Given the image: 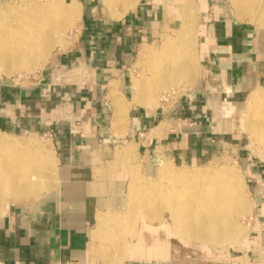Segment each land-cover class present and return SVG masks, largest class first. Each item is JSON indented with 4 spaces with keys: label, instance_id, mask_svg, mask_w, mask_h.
Listing matches in <instances>:
<instances>
[{
    "label": "crops",
    "instance_id": "0c3cea01",
    "mask_svg": "<svg viewBox=\"0 0 264 264\" xmlns=\"http://www.w3.org/2000/svg\"><path fill=\"white\" fill-rule=\"evenodd\" d=\"M157 9L148 3L104 23L92 11L78 43L57 54L48 77H38L39 86L49 76L77 86L78 80L83 84L86 76L93 78L96 90L108 89L104 96H87L95 109L78 111L70 121L56 120L31 110L36 99L42 100L37 87L15 94L0 85V131H44L52 137L57 157L54 187L33 201L9 202L0 214V264H193L169 258L167 227L154 228L148 219L138 226L137 207L131 206L132 168L139 167L147 181L166 161L192 167L216 158L222 145L205 118L216 100L240 103L248 92L264 86V30L208 12L202 89H196L191 101L164 110L133 104L123 126L110 93L116 87L126 106L135 102L133 63L137 49L158 37ZM114 214L124 222L117 231L110 228V236L121 243L118 255L114 251L120 243H109L101 227V220Z\"/></svg>",
    "mask_w": 264,
    "mask_h": 264
},
{
    "label": "bare ground",
    "instance_id": "6f19581e",
    "mask_svg": "<svg viewBox=\"0 0 264 264\" xmlns=\"http://www.w3.org/2000/svg\"><path fill=\"white\" fill-rule=\"evenodd\" d=\"M102 2L111 10L115 9L116 4L122 3L125 6L123 8L129 11L140 0ZM230 2L239 18L248 16L253 23L264 24V0ZM193 5L190 1L187 6L180 7L184 19L181 18L183 22L176 36L169 37L161 46L160 52L148 47L147 54L145 53V65L153 75L149 85L154 90L159 88L168 91V94L174 90L173 86L193 81L197 40L192 22H188L186 17L193 10ZM0 9L4 11L0 14V75L6 77L22 69L31 70L36 65L33 63L35 58L37 63L45 62L54 47L64 45L63 31L69 24L80 19L83 12L79 0H72L70 3L66 0H27L19 4L8 3L0 6ZM155 93L152 92L149 101L157 103ZM110 96L118 105L120 122L127 113V106L119 100L116 87ZM247 104L245 125L259 141H264V91L254 90L249 95ZM10 137L0 131V211L3 197L8 194L16 202H22L39 198L43 191H50L55 185L54 153L41 148L35 138ZM165 163L161 167L160 179L145 190L147 194L153 198L160 197L174 223L190 241L213 245L229 241L233 243L236 239H233V232L231 234L230 230L239 227L237 217L251 213L250 202L244 194L242 172L235 166H212L208 169L185 168L184 172L175 174L173 171L176 168L169 162ZM136 173L138 175L137 171ZM133 179L130 190L134 197V193L139 188L144 191V187L140 186L136 177ZM165 180L168 187H163ZM8 204L9 202L7 206ZM154 209L153 218L160 217L157 214L159 208ZM120 217L114 214L100 219L101 227L106 232L105 239L114 238L110 236L112 226H123L124 222ZM118 262L114 264H119Z\"/></svg>",
    "mask_w": 264,
    "mask_h": 264
},
{
    "label": "rangeland",
    "instance_id": "374dc122",
    "mask_svg": "<svg viewBox=\"0 0 264 264\" xmlns=\"http://www.w3.org/2000/svg\"><path fill=\"white\" fill-rule=\"evenodd\" d=\"M23 1L27 0H0V6L8 3L19 4ZM37 1L44 2L47 0ZM71 1L72 0H66L67 3H70ZM79 1L83 11L82 17L76 20L74 24H69L63 31L65 41L63 46L54 47L47 60L42 64H40V62L37 63V58H35L33 61L34 64L36 63L33 67L34 69L19 70V72L16 71L10 77H6L3 74L0 75V85H4L7 88H13L15 90V94L18 89H28L30 87H37V92L40 90L42 100L39 101L36 99L31 107V110L35 107V113L37 115L42 111V115L48 114L50 117H55L56 120H67L69 118L68 121H70V117L73 118L79 116L77 113L78 111L96 108V103H91V105L89 101V97L91 98L92 94L97 93L104 96L108 92L107 88L103 91H100V89L96 90L95 80L87 76L85 78V83L82 84V80H78L77 83L80 86H77L74 85L73 82L63 84L66 80H62L60 82L54 81L51 79V76L47 78L48 76L45 74L49 71L51 62L57 54L67 52L78 43V37L85 23V18L89 17L94 10H96V17L100 18L103 23L104 21L114 22L117 19H121L125 14H130L140 7H145L148 3H152V5L158 8L157 11H159L158 18L159 20L161 19V23L159 25L158 37L142 44L137 49L135 55L131 74V83L134 91L133 98H135V102H127L128 111L124 114V117L120 119V121L122 120L121 123H123V126L127 124L129 109L133 104L148 107L151 111L156 109L162 110L163 106L169 107L175 103H179L180 101L192 99L193 93L196 89H202L204 84L203 79L207 76V74H205V58L201 53L203 43L202 34L205 31V21L207 19L208 12L213 13L215 11L217 12V15L221 12L234 21L247 23L251 26L259 28L260 30H264V24L261 25L260 23H253L248 16L239 18L230 0H140L139 4L129 11H126L127 9L123 8L125 6H123L122 3L116 4L115 9L111 10L103 4L102 0ZM190 1L194 4L193 10L189 16L186 15V17L188 22H192L193 31L197 40L195 52L196 68L193 81H191L190 84L182 82L179 85L173 86L175 87L174 90L178 91L179 94L176 95L173 100L163 104L161 102V97L164 94H167L168 91H162L159 90V88L154 90L153 87L149 85V81H151V77L153 78V75L145 65V53L147 52L148 47L154 49V51L160 52V49H162L161 46H163L164 42L169 37L176 36L184 19V15L180 7H183V5L187 6ZM188 12H190V10L187 11L186 14ZM1 13H4V11L0 9V14ZM42 74L47 76V80L42 82V85L40 84L41 86H39L38 77ZM67 84L69 86H65ZM257 89L264 91V86L258 87L254 90ZM254 90L248 92L240 103H227L225 99H219L215 101L216 103H213V106L215 107H212L214 109L213 113H211V115L209 114L210 116L205 118V120L209 122L212 131H214V133L211 134L213 138L220 141V145H222L214 160L192 167H176L172 162L166 161L176 168V170L173 171L175 174L184 172L185 170L183 169L185 168L191 170L199 168L208 169L212 166L216 168L220 166H235L242 172L244 176L243 181L245 183L244 194L246 196L245 198L250 202L251 213L237 217L239 227H235L230 230V233L231 231L233 232V234L231 233L232 236H234L233 239H236L233 243L229 241L225 242V244L223 242L222 245H213L196 240L190 241L179 226L174 223L170 212L162 200H160V197L153 198L147 194L145 190H147V188H149L154 181L160 179L161 169L166 163L159 167V170L155 175L156 177L148 179L147 181L141 176L139 167L132 168L133 177L130 188L134 180L133 178L135 177L139 180L140 186L144 187V191L139 188V191L134 193V197L131 198V206L136 205L137 207L136 222L139 226L142 221L148 219L154 228H159L161 226L167 227L166 241L170 244L168 246L170 254L169 258L173 261L193 264H264V141H259L256 136L252 135L248 131L245 125L246 115L248 114L247 100L249 95ZM151 91L156 92L155 96L158 99L157 103L152 102V100L149 101V96L152 94ZM88 95L89 97L87 98ZM121 98L124 97L121 96ZM75 112L77 114H75ZM2 132L9 134L12 138H35L41 148L49 152H53L56 158V166L55 168L53 167V173L55 176L57 170V157L54 149V141L48 133H44V131H37L38 133L30 131L22 133L19 130L13 132L10 129H2ZM126 154L129 158H132L133 156V153L130 151ZM136 171L138 172V175ZM166 182L167 180L162 183L163 187H168ZM45 192L47 191H43L40 196H42ZM33 200L35 199H29L23 202ZM14 201L16 200L13 196H10L9 194L7 197L4 196L3 207L1 208L0 214L4 210L5 206H7V202ZM154 208H159L157 214L160 217L153 218V213L155 212ZM117 228L118 227L115 229L114 227L115 231L118 230ZM243 228L245 230H243ZM159 236H162L161 232L157 235V237ZM107 241L113 244L115 242L120 243L116 240L115 236L112 240L108 239ZM120 245L121 243L117 245V251H114L115 255H118L116 254L119 251L118 248H122ZM109 249V252L112 253V249L110 247ZM115 262L116 261L110 262L106 260L102 264H114ZM118 263L122 264V262Z\"/></svg>",
    "mask_w": 264,
    "mask_h": 264
},
{
    "label": "built area",
    "instance_id": "2783aa9c",
    "mask_svg": "<svg viewBox=\"0 0 264 264\" xmlns=\"http://www.w3.org/2000/svg\"><path fill=\"white\" fill-rule=\"evenodd\" d=\"M178 94H179L178 91H176V90H172V92H170V93H168V94H164L163 97H161V102H162L163 104H166V103H168L169 101L173 100V99L176 97V95H178ZM165 108H167V107H165V106L162 107L163 110H164Z\"/></svg>",
    "mask_w": 264,
    "mask_h": 264
}]
</instances>
